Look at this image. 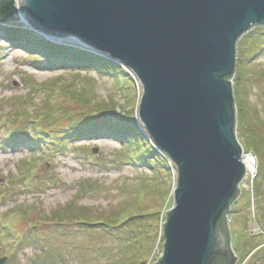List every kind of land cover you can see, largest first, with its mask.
Returning a JSON list of instances; mask_svg holds the SVG:
<instances>
[{
  "label": "rangeland",
  "instance_id": "374dc122",
  "mask_svg": "<svg viewBox=\"0 0 264 264\" xmlns=\"http://www.w3.org/2000/svg\"><path fill=\"white\" fill-rule=\"evenodd\" d=\"M13 1L18 8L19 0ZM15 25L27 30L22 21ZM94 55L115 64L106 55ZM27 56L0 33V260L139 264L138 258L146 260L143 264L157 263L163 256L166 212L174 201L176 167L173 171L165 159L168 174L160 168L152 174L134 163L139 151L135 156L128 137L109 138L105 129L86 137H61L82 111L95 119L97 111L114 109L117 124L129 121L139 134L140 152L162 156L138 118L140 82L124 67L129 76L123 79L78 65L37 69L38 62ZM233 75L235 133L253 167H246L240 196L228 215L230 247L238 256L236 264H264V26L238 40ZM49 103L64 119L44 123L43 140L21 139L28 131L39 135L38 124L35 130L27 119ZM141 192L145 198L137 203ZM135 215L146 219L131 220ZM104 222L109 224L105 232ZM137 232H142L144 247L125 252L124 239ZM124 252L129 254L126 262Z\"/></svg>",
  "mask_w": 264,
  "mask_h": 264
},
{
  "label": "water",
  "instance_id": "95a60500",
  "mask_svg": "<svg viewBox=\"0 0 264 264\" xmlns=\"http://www.w3.org/2000/svg\"><path fill=\"white\" fill-rule=\"evenodd\" d=\"M14 3L0 0L3 26L22 21L54 44L107 55L140 82L138 118L177 170L155 264H216L222 250L231 256L227 218L247 172L226 79L235 71L238 40L264 26V0Z\"/></svg>",
  "mask_w": 264,
  "mask_h": 264
},
{
  "label": "trees",
  "instance_id": "16d2710c",
  "mask_svg": "<svg viewBox=\"0 0 264 264\" xmlns=\"http://www.w3.org/2000/svg\"><path fill=\"white\" fill-rule=\"evenodd\" d=\"M256 28V27H253ZM252 28V29H253ZM0 33H4V37L7 42L11 43L13 46V49H16L17 51H23L25 54H27V58H32L36 60L38 63L37 65H34L35 68L39 69V67H44V68H53V66L57 65H68L71 66V68H74L75 65L80 66H86L88 68H93L96 70V72L101 71H107L111 72V75L118 74L120 75L123 79L128 77L127 71L124 70L123 68L119 67L118 65L111 63L105 59L99 58L95 56L94 54L91 53H86L82 52L80 50H74L66 46H56L42 37L34 34L31 31L25 30L22 27L18 25H9L8 28L2 27L0 30ZM72 52L73 55H69V53ZM99 70V71H97ZM114 73V74H113ZM234 76V75H233ZM232 77L226 79V80H231ZM54 106H52L50 103L47 104L44 108H42L39 112H36V115L33 117H29L27 119V123L30 124L36 131H39V135L37 136H31V132H25L23 136H21L24 141H33L34 139L38 140H43L46 136L47 133L45 132V125L50 124V125H56V121L59 119H64V117H61L63 113H58L57 111L53 110ZM100 109V108H99ZM114 109L112 111L109 110H103L97 111L98 113L95 115V119L92 118V115L87 114L86 111H82L77 115V119L71 124L68 129H66L65 133H62L61 137H86L91 134H95L98 131L101 130H106L108 131L107 135L110 138L109 135L114 134L117 137H119V140H122L124 138L129 139V145L132 146L130 148L133 149L135 152V156L138 152V157L134 158L133 161L135 164L139 165V167H146L150 169L151 173L155 175V172H159V170L164 171L165 174H168V168H167V163L165 159L154 153L152 157H148L147 153H143L139 150L137 147V140L139 134H135L137 132L135 128L133 129L134 126L129 124L128 122L124 123H119L118 120L114 118L112 115ZM26 118V116H24ZM99 119V120H97ZM124 119V118H123ZM38 124V126H37ZM41 130V131H40ZM30 133V134H29ZM53 135V134H51ZM12 136H15L12 135ZM141 165V166H140ZM156 167V169L154 168ZM160 168V169H159ZM159 169V170H158ZM162 173V172H161ZM145 196L144 192H141L138 194V197H136L137 200H135L137 203L143 202ZM152 215H155V213H152ZM145 218L143 215H135L130 217L132 218ZM147 217V216H146ZM148 217H151V215L148 214ZM59 219H61L59 217ZM226 220V218H225ZM125 223V221L123 222ZM108 222L103 223V232L107 231ZM221 230L224 232V234H227V231L223 225L220 226ZM145 227L142 229V232L144 231ZM142 232H137V234L133 237H129L124 239V245H123V250L126 251H132L134 250L135 247H144V244H140V238L142 236ZM162 235V234H161ZM136 251V250H135ZM226 251L227 250H222V257H218L216 264H231L233 254L231 256H226ZM123 254V258L126 259L125 262L127 261L128 253ZM133 252V251H132ZM139 264H143V261L145 262L146 260H139L136 258ZM131 259V263H132ZM124 262V261H123ZM123 262H116V264H121ZM250 263V262H249Z\"/></svg>",
  "mask_w": 264,
  "mask_h": 264
},
{
  "label": "bare ground",
  "instance_id": "6f19581e",
  "mask_svg": "<svg viewBox=\"0 0 264 264\" xmlns=\"http://www.w3.org/2000/svg\"><path fill=\"white\" fill-rule=\"evenodd\" d=\"M244 160H245L244 163H245L247 168L248 167H253V162H252V160L250 158H245Z\"/></svg>",
  "mask_w": 264,
  "mask_h": 264
},
{
  "label": "built area",
  "instance_id": "2783aa9c",
  "mask_svg": "<svg viewBox=\"0 0 264 264\" xmlns=\"http://www.w3.org/2000/svg\"><path fill=\"white\" fill-rule=\"evenodd\" d=\"M245 158H250V155H248V154H244V155H243V161H245V160H244ZM251 160L253 161V158H252V157H251Z\"/></svg>",
  "mask_w": 264,
  "mask_h": 264
}]
</instances>
